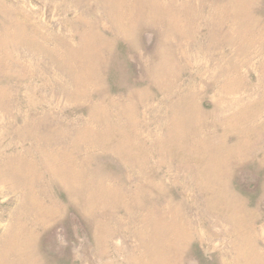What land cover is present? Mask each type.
I'll return each mask as SVG.
<instances>
[{"label":"rangeland","instance_id":"1","mask_svg":"<svg viewBox=\"0 0 264 264\" xmlns=\"http://www.w3.org/2000/svg\"><path fill=\"white\" fill-rule=\"evenodd\" d=\"M0 264H264V0H0Z\"/></svg>","mask_w":264,"mask_h":264}]
</instances>
